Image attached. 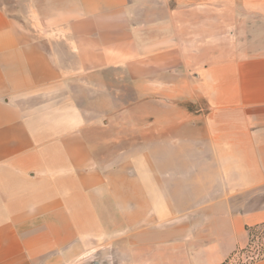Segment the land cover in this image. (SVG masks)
<instances>
[{
    "label": "crops",
    "instance_id": "crops-1",
    "mask_svg": "<svg viewBox=\"0 0 264 264\" xmlns=\"http://www.w3.org/2000/svg\"><path fill=\"white\" fill-rule=\"evenodd\" d=\"M188 1L158 26L163 65L175 99L206 108L166 112L156 178L106 170L66 100H38L73 74L134 75L163 0H0V264L109 245L127 264H221L248 246L264 222V0Z\"/></svg>",
    "mask_w": 264,
    "mask_h": 264
},
{
    "label": "rangeland",
    "instance_id": "rangeland-1",
    "mask_svg": "<svg viewBox=\"0 0 264 264\" xmlns=\"http://www.w3.org/2000/svg\"><path fill=\"white\" fill-rule=\"evenodd\" d=\"M188 2L184 0V5ZM177 3L181 4L182 0H163V5L158 4L154 10L155 20L147 17L140 22L143 27L151 25L157 29L144 37V51L137 54V59H142L141 63L137 62L141 67H137L134 75L126 68L82 72V77L73 74L71 85L63 95L50 101L45 97L38 100L40 104L54 102L55 107L66 100L73 124L85 126L95 156L106 170L146 173L159 178L163 174V141H175L174 127L166 130L163 122L166 112L170 119L174 118L177 108H206L205 100L175 99L176 81L182 79L181 73L177 72V66L163 65L167 43L159 37L158 26L163 24L168 30L166 19ZM168 40L174 41V37ZM258 244L256 241L250 251L237 253L229 264H256L261 247ZM112 248L111 245L103 248L108 252L104 256L95 251L72 254L71 260L56 259L57 252L41 256L33 264H127L112 258Z\"/></svg>",
    "mask_w": 264,
    "mask_h": 264
},
{
    "label": "trees",
    "instance_id": "trees-1",
    "mask_svg": "<svg viewBox=\"0 0 264 264\" xmlns=\"http://www.w3.org/2000/svg\"><path fill=\"white\" fill-rule=\"evenodd\" d=\"M247 229L249 231V237H250L248 246L242 250H239L233 253L221 264H229L230 261L235 257V255L239 252L243 253L246 251H250V249L253 247L256 241H259V244H261V247L259 248L260 251L258 253V256L256 258L257 260L255 262H259L264 259V222H261V223H258L252 226H248Z\"/></svg>",
    "mask_w": 264,
    "mask_h": 264
},
{
    "label": "built area",
    "instance_id": "built-area-1",
    "mask_svg": "<svg viewBox=\"0 0 264 264\" xmlns=\"http://www.w3.org/2000/svg\"><path fill=\"white\" fill-rule=\"evenodd\" d=\"M257 256H258V254H257Z\"/></svg>",
    "mask_w": 264,
    "mask_h": 264
}]
</instances>
